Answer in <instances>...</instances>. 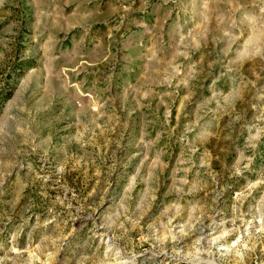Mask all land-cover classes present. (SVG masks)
Segmentation results:
<instances>
[{
  "label": "rangeland",
  "instance_id": "1",
  "mask_svg": "<svg viewBox=\"0 0 264 264\" xmlns=\"http://www.w3.org/2000/svg\"><path fill=\"white\" fill-rule=\"evenodd\" d=\"M0 264H264V0H0Z\"/></svg>",
  "mask_w": 264,
  "mask_h": 264
},
{
  "label": "trees",
  "instance_id": "2",
  "mask_svg": "<svg viewBox=\"0 0 264 264\" xmlns=\"http://www.w3.org/2000/svg\"><path fill=\"white\" fill-rule=\"evenodd\" d=\"M11 94H12L11 91L10 92L8 91L4 92V90L0 91V96H4V99L10 97Z\"/></svg>",
  "mask_w": 264,
  "mask_h": 264
}]
</instances>
